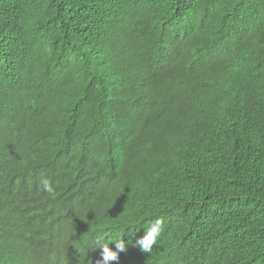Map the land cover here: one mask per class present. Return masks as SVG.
I'll return each mask as SVG.
<instances>
[{"label": "trees", "instance_id": "trees-1", "mask_svg": "<svg viewBox=\"0 0 264 264\" xmlns=\"http://www.w3.org/2000/svg\"><path fill=\"white\" fill-rule=\"evenodd\" d=\"M101 237L132 241L109 264H264V0H0V264Z\"/></svg>", "mask_w": 264, "mask_h": 264}, {"label": "clouds", "instance_id": "clouds-1", "mask_svg": "<svg viewBox=\"0 0 264 264\" xmlns=\"http://www.w3.org/2000/svg\"><path fill=\"white\" fill-rule=\"evenodd\" d=\"M41 184L48 193H54V187L49 179H42ZM165 221L163 218H157L151 221H146L143 224L144 235L139 239H135L133 246L139 247L144 253H151L153 251V245L158 244L164 231ZM139 231V229H137ZM135 238L136 233L131 234ZM132 241L126 242L123 238L114 237H101L98 238L96 249L100 250V259L96 261V264H109L112 261H118L120 253L127 250V244ZM114 246V248H113ZM115 249V250H114Z\"/></svg>", "mask_w": 264, "mask_h": 264}]
</instances>
